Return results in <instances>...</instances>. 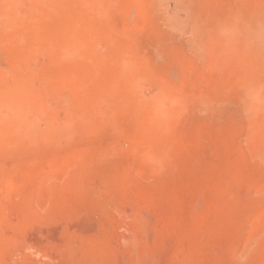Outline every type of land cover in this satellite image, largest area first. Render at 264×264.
Here are the masks:
<instances>
[{
  "label": "rangeland",
  "instance_id": "obj_1",
  "mask_svg": "<svg viewBox=\"0 0 264 264\" xmlns=\"http://www.w3.org/2000/svg\"><path fill=\"white\" fill-rule=\"evenodd\" d=\"M0 264H264V0H0Z\"/></svg>",
  "mask_w": 264,
  "mask_h": 264
}]
</instances>
